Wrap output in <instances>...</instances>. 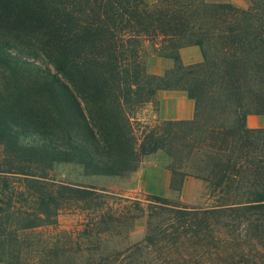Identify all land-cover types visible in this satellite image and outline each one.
I'll use <instances>...</instances> for the list:
<instances>
[{
    "label": "trees",
    "instance_id": "obj_1",
    "mask_svg": "<svg viewBox=\"0 0 264 264\" xmlns=\"http://www.w3.org/2000/svg\"><path fill=\"white\" fill-rule=\"evenodd\" d=\"M186 46L199 64L181 63ZM148 49L173 66L148 75ZM159 90L184 91L193 118L138 117ZM248 114H264V0H0V264H264V128ZM156 152L180 177L171 191L192 176L215 205L53 175L71 165L128 181ZM62 214L83 229L39 231ZM141 218L144 238L106 256L90 238Z\"/></svg>",
    "mask_w": 264,
    "mask_h": 264
},
{
    "label": "rangeland",
    "instance_id": "obj_2",
    "mask_svg": "<svg viewBox=\"0 0 264 264\" xmlns=\"http://www.w3.org/2000/svg\"><path fill=\"white\" fill-rule=\"evenodd\" d=\"M149 5H153L156 3V0H146ZM208 4L214 3H229L238 8H247L250 4L257 0H204ZM150 49L147 50V54L151 53ZM173 66V63H172ZM171 66V67H172ZM143 110H141L138 117L142 118ZM147 121L153 122L154 120ZM161 155H165L162 152H156ZM153 153V154H156ZM152 155V154H150ZM167 156V155H165ZM147 157V156H146ZM168 157V156H167ZM169 161L167 162V166L170 164L171 160L168 157ZM145 160V158L143 159ZM155 156H153L151 160V164H160ZM170 175L169 180V193L166 196H159L155 194H151L149 192V183L141 182L138 180L126 181L120 180L112 177L106 176H92V177H84L81 173V170L78 167L71 165H58L54 170V177L56 180H64L69 182H84L86 184H91L96 188L104 189L118 195L124 197H138L145 198V195H155L159 197L167 198L173 203H181L183 206L188 208H196V209H208L215 205V194H212L208 184L205 181H202L198 178L187 176L184 180L188 179L190 184L187 185L186 190L182 194V190L180 188L179 192L171 191V181L175 179L174 185H178V181L180 179L179 176L173 178L171 172L168 170ZM183 180V181H184ZM181 183V187L183 184ZM81 221L78 217L62 214L57 218V225L55 227H46L42 228L39 231L47 234H54L57 231L63 230H73L79 229L80 231L83 229V225L80 224ZM145 218L138 219L133 222L131 228L127 232L124 231V228H121L119 225H113L110 227L107 224L98 226L95 228L92 233H90V238L99 243L100 251L105 253V256L111 254L113 251H117L126 245H130L136 242L141 241L144 238L145 234ZM109 229L108 231H106Z\"/></svg>",
    "mask_w": 264,
    "mask_h": 264
},
{
    "label": "crops",
    "instance_id": "obj_3",
    "mask_svg": "<svg viewBox=\"0 0 264 264\" xmlns=\"http://www.w3.org/2000/svg\"><path fill=\"white\" fill-rule=\"evenodd\" d=\"M179 58L184 66H193L201 62V54L196 46H186L179 49ZM172 62L156 54L148 53L145 57V72L148 75L159 76L170 69ZM195 113V104L184 91L181 90H159L155 94L154 102L147 104L142 113L143 119L185 121L191 120ZM245 125L249 129L264 128V114H248ZM155 156L160 164H151ZM168 157L159 153L145 157L136 172L129 181L138 180L149 183L151 194L166 196L169 193L170 175L166 169ZM190 184L188 179L183 181L182 194Z\"/></svg>",
    "mask_w": 264,
    "mask_h": 264
}]
</instances>
